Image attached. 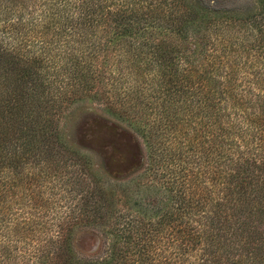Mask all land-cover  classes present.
Listing matches in <instances>:
<instances>
[{
  "label": "trees",
  "instance_id": "obj_1",
  "mask_svg": "<svg viewBox=\"0 0 264 264\" xmlns=\"http://www.w3.org/2000/svg\"><path fill=\"white\" fill-rule=\"evenodd\" d=\"M207 1L0 0V76L18 84L0 92L4 120L45 72L74 94L120 85L113 104L154 143L146 184L138 170L111 178L98 165L94 182L75 177V190L83 182L91 190L60 213L48 198V214L27 199L38 213L17 219L1 204L0 264H264V0L257 13L243 10L251 0L238 11L222 8L240 0ZM199 11L202 30L190 33ZM29 79L31 88L20 85ZM62 150L91 166L88 154ZM5 152L3 164L12 159ZM134 187L155 197L137 199ZM91 222L106 238L105 256L74 247V230ZM18 227L38 246H21Z\"/></svg>",
  "mask_w": 264,
  "mask_h": 264
},
{
  "label": "rangeland",
  "instance_id": "obj_2",
  "mask_svg": "<svg viewBox=\"0 0 264 264\" xmlns=\"http://www.w3.org/2000/svg\"><path fill=\"white\" fill-rule=\"evenodd\" d=\"M208 1L209 5H212L215 0ZM260 1L251 0V4L243 10L249 7L253 13H257L261 5ZM180 4L181 7L192 6L193 0H180ZM232 4L231 6L226 4L222 10L238 11V8L245 4V0ZM199 15L200 18L197 16L194 20L188 21L190 33L202 30L203 24H199L202 17L200 11ZM228 15L236 18L232 13ZM0 30H2L1 27ZM3 35L4 33L0 31V36ZM190 47L193 48L192 45ZM1 53L0 51V57ZM4 65L6 64L2 63L1 66ZM108 68L109 66L104 64L103 70ZM40 75L43 76L42 84L36 85L34 94L29 97L17 95L16 100L22 102L21 107H16L14 102L15 111L11 117L9 116L10 118L4 120V117L0 115V121H3L0 134L7 139L8 149L2 150L0 147V152L7 154L5 151H10L12 157L9 162L6 159L4 164L0 163V206L7 202L6 208L10 206L11 211L16 210L15 219H17L22 216L29 217L28 213H38L35 206L27 204V199L37 205H43L44 199L48 198L57 200L56 205L51 206L54 209L51 212L60 213L64 210L65 202L72 205L74 196L78 198V193L86 195L91 190L89 185L83 184L84 182L79 189L76 187L75 190V177L85 176L87 183L94 182L96 175L99 177L98 165H101L111 178H123L138 170L136 173V176L140 177L138 180L144 184L148 183L149 179L145 177L143 171L149 167L152 158L151 148L148 146V143L154 144L151 138L152 132L146 133L139 130L138 125L132 122V119H128L126 114L121 113L118 105L113 104L118 103L115 99L118 95L117 87L120 85H87L91 90L89 94L87 92H85L86 95L74 94L72 86L70 88V85H56L58 82L49 84V81L54 80L53 76L45 72H40ZM30 79L28 82H21L20 85L31 88L33 85H30ZM5 81L6 79L0 76L1 93L5 89H12L18 85L14 81L5 85ZM148 117L150 121L152 116L148 114L146 118ZM147 129L145 127V131ZM33 134L38 137V140H33ZM43 136L45 137L42 138ZM63 146H69L71 149L91 156V166H86L88 164L82 159L75 158L71 152L63 151ZM14 150L17 151V156ZM23 152L25 155L21 157ZM89 169L92 173H96L92 176V180L87 175ZM4 177L7 185L4 183ZM62 177L66 178L67 182ZM100 181H102L101 177ZM94 190L98 195L95 200L96 205L101 206L99 201H102L103 206L104 200L99 199L101 188H94ZM133 190L138 194L137 199L145 198V192L150 199L153 200L155 197L154 191L150 193L151 191L147 192L142 187H134ZM21 198L26 199L21 202ZM19 200L21 209H19ZM44 204L46 205L43 206V210L48 214L50 206L45 202ZM19 212L21 215L18 216ZM18 228L23 235H26L21 246L26 244L27 248H30V242L38 246L37 236L33 237V234L27 236L25 227ZM165 229L163 228V232ZM74 236L76 237L74 247L82 254L106 255L104 254L106 238L95 222L74 230Z\"/></svg>",
  "mask_w": 264,
  "mask_h": 264
}]
</instances>
